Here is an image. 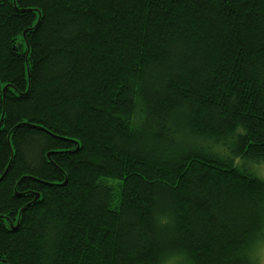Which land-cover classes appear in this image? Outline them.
<instances>
[{
  "label": "trees",
  "instance_id": "obj_1",
  "mask_svg": "<svg viewBox=\"0 0 264 264\" xmlns=\"http://www.w3.org/2000/svg\"><path fill=\"white\" fill-rule=\"evenodd\" d=\"M261 161L264 0H0V264H263Z\"/></svg>",
  "mask_w": 264,
  "mask_h": 264
},
{
  "label": "rangeland",
  "instance_id": "obj_2",
  "mask_svg": "<svg viewBox=\"0 0 264 264\" xmlns=\"http://www.w3.org/2000/svg\"><path fill=\"white\" fill-rule=\"evenodd\" d=\"M56 103V102H55ZM57 104V103H56ZM59 104V105H58ZM57 104V106H61L62 107V104H60V103H58ZM66 106V105H65ZM58 108V110H59V114H62V111H60L61 109H59V107H57ZM68 109V107H65V109L64 110H67ZM261 166V167H260ZM255 168H258V167H260V169H262L263 170V173H264V162L263 161H261V163L259 164V165H257V164H255V166H254ZM39 195V194H38ZM255 231V230H254ZM259 250H260V253H259V255H261V258H262V262H263V264H264V240L262 241V244H261V246H260V248H259ZM164 264H171L170 262H165Z\"/></svg>",
  "mask_w": 264,
  "mask_h": 264
}]
</instances>
